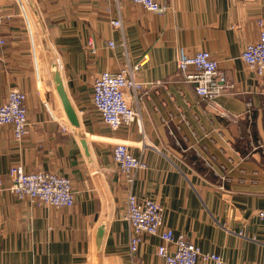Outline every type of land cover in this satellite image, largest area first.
Listing matches in <instances>:
<instances>
[{
	"label": "crops",
	"instance_id": "obj_1",
	"mask_svg": "<svg viewBox=\"0 0 264 264\" xmlns=\"http://www.w3.org/2000/svg\"><path fill=\"white\" fill-rule=\"evenodd\" d=\"M159 2L168 6L162 15L131 0H0V105L11 89L23 92L28 124L20 141L10 126H0V179L8 183L9 168L19 165L68 178L74 194L73 207L55 208L1 192L0 264H163L158 236L143 235L129 255L127 187L112 159L115 143L146 164L131 192L162 207V229L220 255L223 264H264V223L257 217L264 208V151L250 146L257 140L264 147V79L240 59L258 38L259 22L264 28V0ZM117 18L121 29L110 24ZM180 47L188 55L206 50L217 61L235 91L217 102L237 118L214 115L183 82ZM127 64L139 65L137 82L162 85L138 98L125 90L139 119L113 131L92 105L93 79ZM54 71L78 127L63 111Z\"/></svg>",
	"mask_w": 264,
	"mask_h": 264
},
{
	"label": "built area",
	"instance_id": "obj_2",
	"mask_svg": "<svg viewBox=\"0 0 264 264\" xmlns=\"http://www.w3.org/2000/svg\"><path fill=\"white\" fill-rule=\"evenodd\" d=\"M117 2L118 0H110ZM149 12L164 14L168 6L159 0H131ZM3 21V11L0 7V27ZM114 28L121 29L119 18L111 20ZM258 38L243 48L240 59L245 67L257 77L264 79V28L259 22ZM5 45V39L0 34V51ZM106 46L113 48L111 41ZM89 50L94 53L91 43ZM139 65L127 64L117 72L103 71L96 75L92 84V105L100 115L104 124L113 131L122 126H129L139 119V114L131 108L125 96V90L138 98L146 88L153 89L162 85L137 82L133 74ZM176 68L183 82L191 86L196 98L214 115L220 118L235 119L238 116L221 107L217 100L225 95L235 94L234 86L226 74L219 69L218 63L206 50H199L188 55L184 48H178L176 53ZM25 94L13 88L7 95V101L0 105V126H10L15 141H20L27 129ZM244 116L248 123L252 119V103L245 104ZM249 132V129H247ZM252 150L264 151L260 141L251 140ZM112 159L124 178L127 195L123 220L129 227L128 252L132 257L142 240L143 235L158 236L163 244L156 248L157 256L163 264H223V259L216 253L203 252L193 244L188 237L162 229V207L150 199L139 200L131 192L135 175L145 170L146 164L139 157L133 156L125 143H115L112 149ZM8 183L0 179V193H7L18 200H27L35 206H50L55 208H71L74 205V194L68 178L50 172H25L15 165L9 168ZM224 182L227 179L221 178ZM222 187V186H221ZM257 217L264 223V208L257 211Z\"/></svg>",
	"mask_w": 264,
	"mask_h": 264
},
{
	"label": "water",
	"instance_id": "obj_3",
	"mask_svg": "<svg viewBox=\"0 0 264 264\" xmlns=\"http://www.w3.org/2000/svg\"><path fill=\"white\" fill-rule=\"evenodd\" d=\"M52 78H53V82L55 85L56 93L59 97L63 111H64L68 121L70 122V124L72 126L78 127L79 121H78L77 115H76L71 103L69 102V99L66 95V92L64 90L63 83H62V80H61L59 74L56 71H54L52 73Z\"/></svg>",
	"mask_w": 264,
	"mask_h": 264
}]
</instances>
